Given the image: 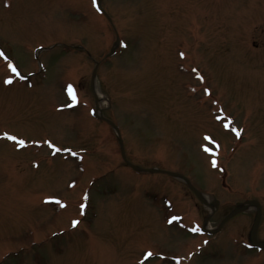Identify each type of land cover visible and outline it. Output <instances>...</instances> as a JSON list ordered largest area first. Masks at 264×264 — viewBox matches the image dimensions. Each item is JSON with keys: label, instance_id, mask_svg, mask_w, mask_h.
Returning <instances> with one entry per match:
<instances>
[{"label": "rangeland", "instance_id": "1", "mask_svg": "<svg viewBox=\"0 0 264 264\" xmlns=\"http://www.w3.org/2000/svg\"><path fill=\"white\" fill-rule=\"evenodd\" d=\"M100 3L0 0V264H243L253 208L195 228L264 209V0Z\"/></svg>", "mask_w": 264, "mask_h": 264}, {"label": "water", "instance_id": "2", "mask_svg": "<svg viewBox=\"0 0 264 264\" xmlns=\"http://www.w3.org/2000/svg\"><path fill=\"white\" fill-rule=\"evenodd\" d=\"M116 40L118 41V37L116 38ZM121 148H122V145H121ZM122 156L124 157L125 161L127 162V160H126V158H125V156H124L123 150H122ZM132 166H133V167H136L135 165H132ZM165 172H167V173H171V174H173V175H176V176H180V177H182L181 174H179V173H175V172H172V171H165ZM190 187H191V189H192L195 193H197V194L199 195V193L196 191V189H195L191 184H190ZM199 196H200V195H199ZM252 202H254V201L252 200V201H247V202L239 203V205H237L233 210H231L228 214H226V215L222 218V220H221L219 226H221V225H222V224H223L228 218H230V217L233 216L234 214H236V213H238L239 211H241V210L245 209L246 207H248L249 204H251ZM259 215H260V211H259V213H258V216H257L256 220H255V224H254V227H253L254 231H255V229H256V226H257V223H258V220H259ZM253 236H254V234H253ZM254 242H255V241H254ZM255 243H257L258 246L264 248V244H261V243H258V242H255Z\"/></svg>", "mask_w": 264, "mask_h": 264}, {"label": "flooded vegetation", "instance_id": "3", "mask_svg": "<svg viewBox=\"0 0 264 264\" xmlns=\"http://www.w3.org/2000/svg\"><path fill=\"white\" fill-rule=\"evenodd\" d=\"M262 230H264V225H263ZM257 234H258V232H257ZM234 238L237 241L238 238L236 236ZM260 239L264 240V238H261V237H260ZM246 240H248V239L246 238ZM260 255L261 256H250V257H248L246 259V263L250 264L252 261H256V262H259V263H264V252H262V254H260Z\"/></svg>", "mask_w": 264, "mask_h": 264}, {"label": "snow or ice", "instance_id": "4", "mask_svg": "<svg viewBox=\"0 0 264 264\" xmlns=\"http://www.w3.org/2000/svg\"><path fill=\"white\" fill-rule=\"evenodd\" d=\"M9 67L12 68V65L9 64ZM12 70L15 71L14 68H12ZM8 82H10V80H6V81H5V83H8ZM71 91H72V88H71V85H69V92L71 93ZM73 100H75V96H73ZM237 134L239 135V133H237ZM4 135H5V136H8L7 133H4ZM8 138L13 139V140H16V139H17L15 136H8ZM20 143L23 144L24 141L21 140ZM46 199H47V198H46ZM75 223H76V221H73V224H75Z\"/></svg>", "mask_w": 264, "mask_h": 264}, {"label": "bare ground", "instance_id": "5", "mask_svg": "<svg viewBox=\"0 0 264 264\" xmlns=\"http://www.w3.org/2000/svg\"><path fill=\"white\" fill-rule=\"evenodd\" d=\"M95 95H96V97H97L98 100L101 99V93L98 91L97 88L95 89ZM204 199H205L206 202L209 201V200H208V197H205V196H204Z\"/></svg>", "mask_w": 264, "mask_h": 264}]
</instances>
